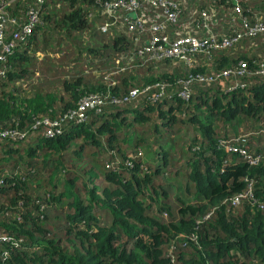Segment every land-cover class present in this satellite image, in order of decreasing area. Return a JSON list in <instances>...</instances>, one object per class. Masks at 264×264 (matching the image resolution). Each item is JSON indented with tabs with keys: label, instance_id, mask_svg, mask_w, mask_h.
Returning a JSON list of instances; mask_svg holds the SVG:
<instances>
[{
	"label": "trees",
	"instance_id": "obj_1",
	"mask_svg": "<svg viewBox=\"0 0 264 264\" xmlns=\"http://www.w3.org/2000/svg\"><path fill=\"white\" fill-rule=\"evenodd\" d=\"M105 1L0 0L15 20L4 43L28 9L38 17L10 51L0 43V130L23 133L0 137V264H264V74L254 73L264 31L188 61L148 58L123 22L100 30ZM172 1L170 37L221 38L242 32V17L264 24V0ZM137 2L147 24L153 13ZM240 61L246 73L194 79ZM88 95L98 109L69 117ZM164 179L191 200L170 206Z\"/></svg>",
	"mask_w": 264,
	"mask_h": 264
},
{
	"label": "built area",
	"instance_id": "obj_2",
	"mask_svg": "<svg viewBox=\"0 0 264 264\" xmlns=\"http://www.w3.org/2000/svg\"><path fill=\"white\" fill-rule=\"evenodd\" d=\"M37 3L42 2V0H36ZM146 6L151 10L153 16L151 19L146 21L147 24L144 23L143 20L140 19L142 15L139 11V3L137 0H108L103 2L101 5V13L105 14L108 20H105L100 25L101 31H106L107 28L111 25H115L117 22H123L126 25L127 30L134 31L137 33L144 35L142 46L136 50V54H146L148 58H162V57H173L179 60L188 61V54L192 53H200L213 48H222L225 46L231 45L235 42L242 34L245 35H254L257 32L264 31V24L261 22H254L253 25H248L245 19L242 17V32H234L228 35H224L221 38H215L213 34H208L204 39H198L195 36L190 34H182L176 32L173 37H170L166 30V23L174 22L177 18L178 13V5L172 0H144ZM237 9V8H236ZM200 16L202 19H206L207 15L205 11L200 12ZM7 22L14 23L15 20L12 18H8L5 13L4 7L0 5V43L3 42L4 35L3 29ZM38 22L37 12L32 8L28 9L26 12V20L17 26L15 31L10 35V40L6 41L2 46L3 52H8L13 48V45L16 41H23L27 38L31 31ZM202 26L207 30H210L208 24L202 22ZM187 27V26H186ZM247 72V67L245 62H238L237 66L233 69H224L222 71H218L215 75H196L194 77L195 81L202 83H209L213 77H225L229 73H237L243 74ZM255 74H264V63H259L257 69L254 70ZM154 86L157 87L156 84ZM146 87L145 89H147ZM159 92L157 95H161L162 93V85H159ZM190 92V88L185 83V86L177 92V96L182 99H187ZM135 94V90L130 91L128 97H131ZM126 97V98H128ZM151 99L150 101L154 100ZM125 98L123 99V101ZM101 105V101L97 96L88 95L83 97L74 111H71L68 115L69 117H74L77 121L83 119L85 117V112L88 109H98L96 108L98 105ZM87 108V109H86ZM64 117V115H63ZM43 123H45L43 121ZM53 125L56 122L52 123ZM46 125V124H45ZM48 123L46 126H50ZM57 132V130L55 131ZM53 133V130L46 128L45 134L50 135ZM23 133H19L17 130L4 129L0 130V137L6 135L12 136H22ZM227 150H231L234 152H239L240 154H244L243 150H240L236 147L226 146ZM249 163L255 162V158L250 156L247 157ZM236 199L233 198L232 203H235ZM5 236L0 233V241L5 240ZM170 264H173V259L169 261Z\"/></svg>",
	"mask_w": 264,
	"mask_h": 264
},
{
	"label": "rangeland",
	"instance_id": "obj_3",
	"mask_svg": "<svg viewBox=\"0 0 264 264\" xmlns=\"http://www.w3.org/2000/svg\"><path fill=\"white\" fill-rule=\"evenodd\" d=\"M82 62H84V60H82ZM96 65V61L94 62ZM62 68L61 69V74H64L62 73L63 71H69L72 66H73V62H71L70 59H66L63 64H61ZM119 69H122V68H119ZM63 70V71H62ZM92 71V75L93 76H97V74H100V71L96 74V72L94 71V69H91ZM66 72V73H67ZM59 73V72H58ZM91 74V72H90ZM122 146V145H121ZM128 153V152H127ZM128 156H130V154L128 153ZM144 160L146 162H149L150 161V156L147 154V153H144ZM181 162V161H180ZM180 162H178L177 164H179ZM181 180V179H180ZM157 182V181H156ZM163 187H165L166 189V197H167V202L170 206L174 207L176 204L179 203V200H186V201H189L191 200V194L188 195V198L185 196V188L182 186V185H178V183H174L170 180H163L162 184H161Z\"/></svg>",
	"mask_w": 264,
	"mask_h": 264
}]
</instances>
